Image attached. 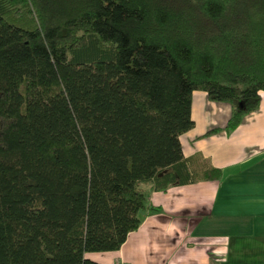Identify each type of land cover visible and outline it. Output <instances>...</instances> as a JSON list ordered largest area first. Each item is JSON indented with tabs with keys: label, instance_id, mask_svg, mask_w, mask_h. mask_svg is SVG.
I'll return each mask as SVG.
<instances>
[{
	"label": "trees",
	"instance_id": "16d2710c",
	"mask_svg": "<svg viewBox=\"0 0 264 264\" xmlns=\"http://www.w3.org/2000/svg\"><path fill=\"white\" fill-rule=\"evenodd\" d=\"M196 90L226 132L259 107L264 0H0V264H104L162 211L141 183L219 179L183 158Z\"/></svg>",
	"mask_w": 264,
	"mask_h": 264
},
{
	"label": "crops",
	"instance_id": "0c3cea01",
	"mask_svg": "<svg viewBox=\"0 0 264 264\" xmlns=\"http://www.w3.org/2000/svg\"><path fill=\"white\" fill-rule=\"evenodd\" d=\"M259 98V107L226 132L230 104L193 91L195 125L180 136L183 158L191 172L211 166L221 177L166 191L141 183L162 211L144 215L118 250L86 257L104 264H264V91Z\"/></svg>",
	"mask_w": 264,
	"mask_h": 264
},
{
	"label": "built area",
	"instance_id": "2783aa9c",
	"mask_svg": "<svg viewBox=\"0 0 264 264\" xmlns=\"http://www.w3.org/2000/svg\"><path fill=\"white\" fill-rule=\"evenodd\" d=\"M117 264H123V263H117Z\"/></svg>",
	"mask_w": 264,
	"mask_h": 264
}]
</instances>
